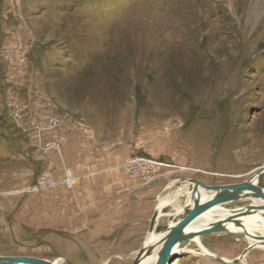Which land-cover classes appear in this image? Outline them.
Returning <instances> with one entry per match:
<instances>
[{
	"label": "rangeland",
	"instance_id": "1",
	"mask_svg": "<svg viewBox=\"0 0 264 264\" xmlns=\"http://www.w3.org/2000/svg\"><path fill=\"white\" fill-rule=\"evenodd\" d=\"M117 150L133 152L129 175L138 155L176 172L156 234L187 215L181 181L242 184L264 167V0H0V256L134 264L140 251L71 262L46 241L70 223H38L40 195L68 205L76 162ZM43 175L58 185L35 192ZM198 239L169 264H264L244 237Z\"/></svg>",
	"mask_w": 264,
	"mask_h": 264
},
{
	"label": "crops",
	"instance_id": "2",
	"mask_svg": "<svg viewBox=\"0 0 264 264\" xmlns=\"http://www.w3.org/2000/svg\"><path fill=\"white\" fill-rule=\"evenodd\" d=\"M132 154L117 150L98 159L77 161L74 167L78 181H85L72 193L68 205L58 200V191L38 197L41 229H47L48 224L55 228L66 220L70 223L69 237L53 235L46 239L56 253L74 262L75 256L128 257L148 245L151 220L159 207L166 204L165 198H159L176 178V172L157 166L149 180L133 178L118 167L126 164ZM68 206L72 209L60 216L57 210ZM158 237L154 233L155 241Z\"/></svg>",
	"mask_w": 264,
	"mask_h": 264
},
{
	"label": "water",
	"instance_id": "3",
	"mask_svg": "<svg viewBox=\"0 0 264 264\" xmlns=\"http://www.w3.org/2000/svg\"><path fill=\"white\" fill-rule=\"evenodd\" d=\"M264 176V167L260 168L254 176L242 184L225 185V186H210L196 180H183L180 184L192 185L193 190L190 192L188 204L184 206L183 213L187 215L180 221L169 225L166 230L160 233V238L157 242L149 247H143L136 258L134 264H140L142 256L149 258L157 254L155 264H169L174 260L175 251L182 244L194 241L205 235L214 233H231L232 235L241 236L246 239H251L258 244L250 245L249 251L256 248L258 245L264 247V236L250 233L245 226L244 218L255 215L256 213L264 214V189L260 188L259 180ZM181 186V185H179ZM201 193L210 196L202 200ZM244 201L247 199L258 200L260 203L251 204L246 207L227 210L224 217L217 221L206 223L199 231H190L189 228L200 222V219L205 213L220 206L228 205L224 200ZM159 213L156 211L149 228V234L155 233L158 225ZM230 226H234L237 230L232 232ZM248 251L245 252L239 260H242ZM0 264H55L37 258H29L23 256H0Z\"/></svg>",
	"mask_w": 264,
	"mask_h": 264
},
{
	"label": "bare ground",
	"instance_id": "4",
	"mask_svg": "<svg viewBox=\"0 0 264 264\" xmlns=\"http://www.w3.org/2000/svg\"><path fill=\"white\" fill-rule=\"evenodd\" d=\"M182 185V184H181ZM180 186L177 187V189L179 188ZM176 189V190H177ZM183 193V192H182ZM210 196L208 195H205L204 193H201V199L202 200H205L207 198H209ZM247 200H251L253 204H258L260 203L258 200H253V199H247ZM225 203H231V202H237L238 200H224ZM174 201H171V202H168L166 204H163L161 205L159 208V210H157V212L159 213V217L158 219L160 218L161 216V212L163 211V209L168 206V205H171L173 204ZM227 213V210L223 209V208H220V206H217L216 208H213L212 210L208 211L207 213H205L200 219H202L200 222H197L196 224H194L193 226H191L189 228L190 231H199L202 229V227H204V225L206 223H210V222H214V221H217L219 218H222L224 217V215ZM263 213H256L255 215L253 214V216H250V217H246L244 218V223H245V226H246V229L252 233V234H260V235H263L264 236V218L262 217ZM230 231L232 232H236L237 230L234 228V226H230L229 228ZM153 235H154V232L149 234V237H148V240H147V243L148 245L146 247H149L150 245H152L153 243L157 242L153 239ZM160 238V235L158 237V239ZM195 241L199 242V239L196 238ZM249 241V244L250 245H255V244H258L257 242L251 240V239H248ZM257 247H260L259 245ZM263 247V246H261ZM179 248V247H178ZM178 248L176 249L175 251V254L177 253L178 251ZM203 249V253L204 255H208L207 251ZM157 260V254H154L152 256H150L149 258H145L142 256L141 258V261H140V264H155ZM62 260L60 261H56L54 262L55 264H59L61 263ZM242 263H244V261H242Z\"/></svg>",
	"mask_w": 264,
	"mask_h": 264
},
{
	"label": "built area",
	"instance_id": "5",
	"mask_svg": "<svg viewBox=\"0 0 264 264\" xmlns=\"http://www.w3.org/2000/svg\"><path fill=\"white\" fill-rule=\"evenodd\" d=\"M50 124H52V126H56L57 122L54 120H51ZM155 164L156 163L152 159H149L143 155H138V156H136L135 159H132L126 165V168H127L128 172L130 173V175L132 174V176L134 178L147 181L151 177L153 166ZM47 178L48 177L46 175H43L42 177H40V180L34 186L35 192L44 190V189L49 188L51 186H57L58 185L57 183L53 182V184L49 185L48 187L43 186L46 183L50 182L49 180H47ZM66 179L67 180H65L64 182L61 181V183L65 184L69 189L70 188L72 189L76 184V179H74L70 176Z\"/></svg>",
	"mask_w": 264,
	"mask_h": 264
}]
</instances>
